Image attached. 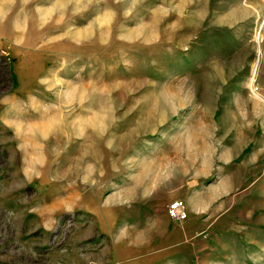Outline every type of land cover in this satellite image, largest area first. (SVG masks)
<instances>
[{
  "label": "rangeland",
  "instance_id": "rangeland-1",
  "mask_svg": "<svg viewBox=\"0 0 264 264\" xmlns=\"http://www.w3.org/2000/svg\"><path fill=\"white\" fill-rule=\"evenodd\" d=\"M0 264H264V0H0Z\"/></svg>",
  "mask_w": 264,
  "mask_h": 264
},
{
  "label": "crops",
  "instance_id": "crops-1",
  "mask_svg": "<svg viewBox=\"0 0 264 264\" xmlns=\"http://www.w3.org/2000/svg\"><path fill=\"white\" fill-rule=\"evenodd\" d=\"M211 190H209L210 192ZM208 192V193H209ZM206 193L204 190H196L193 193H188L187 195L183 196V201L186 204V211H187V217L183 221H174V222H181L185 224V226L188 228V237H196L200 233L202 236V239L205 240V242L211 244H215L216 242V235L219 233L217 229L218 226H216V223L212 220L211 216L200 217L198 216L200 213L203 212L204 209H206L207 202L209 203V200L207 199L209 194ZM166 209V207H165ZM166 215V210H165ZM168 218V216L166 215ZM169 219V218H168ZM171 220V219H169ZM173 221V220H171Z\"/></svg>",
  "mask_w": 264,
  "mask_h": 264
},
{
  "label": "built area",
  "instance_id": "built-area-1",
  "mask_svg": "<svg viewBox=\"0 0 264 264\" xmlns=\"http://www.w3.org/2000/svg\"><path fill=\"white\" fill-rule=\"evenodd\" d=\"M166 215L173 221L185 220L187 217L185 202L180 199L170 202L166 207Z\"/></svg>",
  "mask_w": 264,
  "mask_h": 264
}]
</instances>
